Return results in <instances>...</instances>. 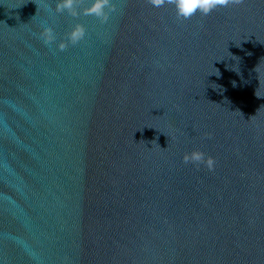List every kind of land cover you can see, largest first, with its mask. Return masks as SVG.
<instances>
[{
	"label": "water",
	"instance_id": "water-1",
	"mask_svg": "<svg viewBox=\"0 0 264 264\" xmlns=\"http://www.w3.org/2000/svg\"><path fill=\"white\" fill-rule=\"evenodd\" d=\"M97 2L0 0V264H264V0Z\"/></svg>",
	"mask_w": 264,
	"mask_h": 264
},
{
	"label": "clouds",
	"instance_id": "clouds-1",
	"mask_svg": "<svg viewBox=\"0 0 264 264\" xmlns=\"http://www.w3.org/2000/svg\"><path fill=\"white\" fill-rule=\"evenodd\" d=\"M169 2H175L179 14L185 18H188L198 10L202 14L207 15L217 5H227L232 2V0H169ZM155 3L159 5L163 3V0H155ZM71 4L72 0H61V3L58 4V10H62L63 8H70ZM101 7L102 4L98 0L92 11L99 13ZM45 35L48 40H51L53 38L51 36L50 30H46Z\"/></svg>",
	"mask_w": 264,
	"mask_h": 264
}]
</instances>
